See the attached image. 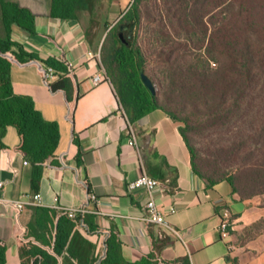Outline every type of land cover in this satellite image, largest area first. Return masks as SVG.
Instances as JSON below:
<instances>
[{
	"label": "trees",
	"instance_id": "1",
	"mask_svg": "<svg viewBox=\"0 0 264 264\" xmlns=\"http://www.w3.org/2000/svg\"><path fill=\"white\" fill-rule=\"evenodd\" d=\"M101 2L50 0L51 16L80 20L85 12L94 15ZM0 8L6 33L0 38V139L8 127L20 138L15 148L0 147L9 157L18 154L29 163L31 194H36L45 170L67 166V157L56 155L59 124L44 119L32 98L14 93L11 69L38 68L51 92L65 94L70 121L76 81L64 59L41 61L12 41L13 25L34 34L30 10L7 0H0ZM144 30L156 42L162 63L156 76L148 73L149 55L138 41ZM100 56L129 125L163 110L180 123L193 171L207 186L228 181L241 199L264 194V0H133L107 33ZM44 65L53 68L56 81H48ZM142 73L151 79L155 94L142 82ZM158 88L171 91L191 112L180 117L178 110L161 104ZM201 126L222 130L209 141V156L202 155L205 151L189 134ZM228 168L236 171L228 173ZM85 186L90 200L91 185L85 181ZM11 210L22 264H190L187 258L163 259L155 242L140 261H127L119 231L102 230L87 212L70 217L65 209L40 206ZM90 236L102 239L100 248ZM6 253L0 239V264H6Z\"/></svg>",
	"mask_w": 264,
	"mask_h": 264
},
{
	"label": "crops",
	"instance_id": "2",
	"mask_svg": "<svg viewBox=\"0 0 264 264\" xmlns=\"http://www.w3.org/2000/svg\"><path fill=\"white\" fill-rule=\"evenodd\" d=\"M35 15V32L18 25L11 28V39L39 60L64 59L73 66L75 76L74 111L67 119V99L63 92H51L38 68L13 66L11 82L14 93L33 99L47 121L60 126L61 138L56 155L65 154L67 166L45 170L40 183L41 206L55 209H86L102 230L116 228L123 243V257L138 262L150 253L153 243L160 256L168 261L187 258L190 264H264V232L255 234L251 227L263 216L252 199H241L228 181L212 187L192 168L190 151L180 133V123L161 109L143 116L129 132V122L121 110L110 81L95 84L93 77L101 71L87 40L82 20L65 21L51 16L50 0H7ZM132 0H117L120 6ZM6 35L1 21L0 38ZM56 77L50 81L54 82ZM134 141L135 144L130 142ZM8 148L20 143L17 130L8 127L0 139ZM16 154L9 157L0 147V239L7 245L6 264H22L15 237V219L9 200L31 194V167ZM142 173L164 181L166 194L154 198L163 208L167 222L181 238L143 220L145 191L133 193L129 181ZM85 181L91 185V198ZM171 209H175L171 213ZM228 210L233 230L228 242L221 238V214ZM254 233V234H253ZM252 234V235H251ZM101 246L102 239L90 236Z\"/></svg>",
	"mask_w": 264,
	"mask_h": 264
},
{
	"label": "rangeland",
	"instance_id": "3",
	"mask_svg": "<svg viewBox=\"0 0 264 264\" xmlns=\"http://www.w3.org/2000/svg\"><path fill=\"white\" fill-rule=\"evenodd\" d=\"M127 6L128 4L120 6L119 4H117V0H102L94 15H90L88 12H85L82 15L81 20L83 22L85 34L90 47L94 51L101 50V46L104 43L107 33L120 20L123 10ZM138 41L144 48L146 54L149 55V62L147 63L148 73L150 75L156 76L162 71V63H160V60L157 57L156 42L150 38L149 33L145 30L140 32ZM103 68L105 69L104 66ZM159 102L166 105L170 109L178 110L177 112L180 117H185L191 112L190 108H188V106H186L183 101L177 100V98L172 95L171 91L164 88L159 89ZM199 117L200 113L197 114L198 119ZM202 119H205V117H201V120ZM220 131L222 130H220L219 128H206L205 126H201L194 131H190L189 134L196 147H198V149L202 151H205L202 153V155L209 156V154L212 153V148L208 147V143L211 139L216 138L215 133ZM231 171L236 170L235 168H228L226 170V172L228 173H230ZM252 200L257 210L262 211L263 214L261 219H259L251 227L252 231L255 234H259L260 232H264V194L256 195Z\"/></svg>",
	"mask_w": 264,
	"mask_h": 264
},
{
	"label": "built area",
	"instance_id": "4",
	"mask_svg": "<svg viewBox=\"0 0 264 264\" xmlns=\"http://www.w3.org/2000/svg\"><path fill=\"white\" fill-rule=\"evenodd\" d=\"M89 58L97 59L101 64L100 50L95 53L89 52ZM69 68L70 70H72L73 66L69 65ZM44 69L46 71V78L48 79V81H52L56 77L55 71L53 70V68L45 65H44ZM105 81H110V80L107 77L106 71L101 64V71L93 77V82L95 84H99ZM129 126H130L129 132L132 134L133 133L132 125ZM130 143L135 144L134 141H131ZM25 164H28V162L26 161ZM2 186L3 183L0 181V189L2 188ZM127 189L131 193L138 190H143L146 192L148 199L143 208L144 221H146L151 225L158 226L161 229H164L165 231H168L175 238H181L179 231L167 222L166 215L163 212V208L161 207L160 204L157 203V201L154 198V194L156 192H159L161 194L167 193L168 187L164 181L153 178L146 173H142L137 179L128 182ZM7 203L10 207L12 206L19 210H22L24 206H41V195L39 193H36L28 197H25L23 199L9 200ZM67 211L70 217H74L77 213L87 212L86 209H79V210L70 209ZM174 212L175 209H171V213ZM232 230H233L232 215L228 210H224L223 213L221 214V222L219 225L221 238L224 241L228 242ZM228 247L230 250H233L235 248V246L229 242H228Z\"/></svg>",
	"mask_w": 264,
	"mask_h": 264
},
{
	"label": "water",
	"instance_id": "5",
	"mask_svg": "<svg viewBox=\"0 0 264 264\" xmlns=\"http://www.w3.org/2000/svg\"><path fill=\"white\" fill-rule=\"evenodd\" d=\"M120 37L122 38V34H120ZM141 79H142V82L144 83V85L153 93L155 94V87L151 81V79L145 74V73H142L141 74Z\"/></svg>",
	"mask_w": 264,
	"mask_h": 264
}]
</instances>
